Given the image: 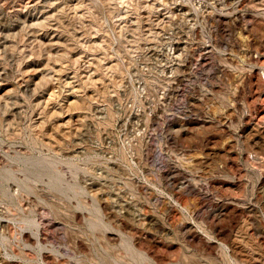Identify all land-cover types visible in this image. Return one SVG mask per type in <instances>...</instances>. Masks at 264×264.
<instances>
[{
  "label": "rangeland",
  "instance_id": "1",
  "mask_svg": "<svg viewBox=\"0 0 264 264\" xmlns=\"http://www.w3.org/2000/svg\"><path fill=\"white\" fill-rule=\"evenodd\" d=\"M243 251L264 264V0H0V264Z\"/></svg>",
  "mask_w": 264,
  "mask_h": 264
},
{
  "label": "bare ground",
  "instance_id": "2",
  "mask_svg": "<svg viewBox=\"0 0 264 264\" xmlns=\"http://www.w3.org/2000/svg\"><path fill=\"white\" fill-rule=\"evenodd\" d=\"M251 127H252V126H251ZM222 211H223V210H222ZM224 211H225V210H224ZM250 242H251V241H250ZM238 247H239V246H238ZM232 248H233L234 252H235L236 250H237V251L240 250V248H236V247H234V246H233ZM237 251H236V252H237ZM243 252H244V251H243ZM241 253H242V252H241ZM241 253H240V254L238 253V254L240 255V257L247 258L248 261H249V263H250V264H253V261H254V258H255V257L253 258L252 255H248L249 253L247 254L246 252H244V254H243V253L241 254Z\"/></svg>",
  "mask_w": 264,
  "mask_h": 264
}]
</instances>
